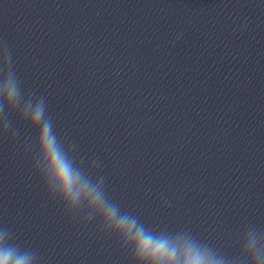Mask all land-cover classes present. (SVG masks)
Listing matches in <instances>:
<instances>
[{
  "label": "clouds",
  "instance_id": "clouds-1",
  "mask_svg": "<svg viewBox=\"0 0 264 264\" xmlns=\"http://www.w3.org/2000/svg\"><path fill=\"white\" fill-rule=\"evenodd\" d=\"M24 97L10 56L0 61V134L7 135L8 116L18 115L37 133L31 149L33 168L50 197L68 214L99 221L102 231L114 236L129 254L131 264H264V231L249 226L238 238L239 251L228 255L190 231L154 230L122 210L107 193L97 164L78 158L74 144L58 134L47 115L44 97ZM0 264H38L37 254L22 248L8 229H0Z\"/></svg>",
  "mask_w": 264,
  "mask_h": 264
}]
</instances>
